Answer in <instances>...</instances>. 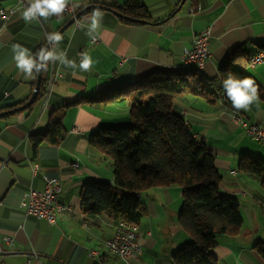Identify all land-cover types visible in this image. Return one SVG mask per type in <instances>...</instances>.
<instances>
[{"label": "crops", "instance_id": "crops-1", "mask_svg": "<svg viewBox=\"0 0 264 264\" xmlns=\"http://www.w3.org/2000/svg\"><path fill=\"white\" fill-rule=\"evenodd\" d=\"M115 1L121 6L127 0ZM110 2L70 0L68 5L79 15L78 25L74 22L61 33L64 38L59 49L77 63L79 54L88 52L95 62L92 70L74 76L71 69L49 63L41 74L43 96L23 111L0 117V264H125L104 246L114 236L116 223L105 215L81 211L79 193L85 183L113 182L111 162L92 148L89 140L102 128L134 123L129 115L134 86L147 76L195 69L184 64L183 55L200 32L210 29L211 35L209 57L203 69L196 70L197 76L217 78L219 68L236 58L232 69L255 80L264 95V63L249 67V60L264 52V0H186L182 5L181 0H141L151 19L140 25L120 21L106 9ZM87 6L98 7L82 11ZM20 7V0L0 6L6 12L16 8L4 26L0 21V109L25 104L36 83V79L26 80L18 73L12 45L21 44L32 52L46 47L47 34L58 32L73 19L64 12L29 24L21 18ZM94 10H100L103 19L94 35L98 42L91 43L81 25L90 21ZM117 94L122 96L99 101ZM176 100L187 108L177 104L179 113L174 112L183 116L195 140L212 153L215 168L228 171L225 181L219 174L223 195L234 197L239 204L241 227L236 234L217 240L211 251L216 264H264L256 249L258 243H264V189L256 177L238 171L243 157L264 161V142H256L262 145L259 147L248 146L246 131L230 119V111L235 110L246 123L264 128V97L247 111L234 109L228 98L209 103L184 94ZM75 101L81 102L66 106ZM61 114L59 141L41 144L34 154L30 136L44 132ZM216 125L224 129L225 140L229 139L236 153L231 147L224 151L211 145L208 132ZM235 156L239 157L236 171L231 169ZM35 164L38 170L32 174ZM44 175L57 178V202L66 208L55 224L25 216L21 208L27 190H44ZM181 196L178 186L154 187L140 194L145 214L136 225L140 254L132 264H173L172 255L178 249L172 238L183 231L177 221Z\"/></svg>", "mask_w": 264, "mask_h": 264}, {"label": "trees", "instance_id": "trees-1", "mask_svg": "<svg viewBox=\"0 0 264 264\" xmlns=\"http://www.w3.org/2000/svg\"><path fill=\"white\" fill-rule=\"evenodd\" d=\"M14 1L0 0V6ZM105 7L124 16L120 21L125 24L140 25L151 19L150 11L141 0H127L121 6L111 0ZM232 61L222 65L214 79L197 76L195 68L187 72L153 73L134 86L129 107L134 123L127 127L102 128L89 140L91 147L111 162L113 182H88L81 187L79 199L83 214L105 215L115 223L139 225L145 214L140 194L154 187L178 186L183 202L177 221L192 242L178 249L172 255V262L216 264L211 251L217 240L236 234L241 227L239 204L234 197L219 193L221 177L215 168L214 156L188 131L184 119L174 112L173 102L184 94L209 103L227 99L223 80L229 74L247 77L244 72L232 69ZM41 89L42 81L36 99L43 96ZM121 96L106 95L99 101L108 102ZM259 97H264L260 90ZM17 106L3 107L0 113ZM62 116L51 120L44 132L30 136L34 154L41 144L59 141L63 134ZM238 171L256 177L264 189V161L243 157ZM256 249L264 257V243H258Z\"/></svg>", "mask_w": 264, "mask_h": 264}, {"label": "clouds", "instance_id": "clouds-1", "mask_svg": "<svg viewBox=\"0 0 264 264\" xmlns=\"http://www.w3.org/2000/svg\"><path fill=\"white\" fill-rule=\"evenodd\" d=\"M70 0H20L21 18L31 24L41 20L47 21L52 17H60L68 7ZM103 16L100 10H94L90 21L81 25L86 29L85 34L93 38L101 27ZM60 32L47 34V47H41L33 53L29 48L21 44H13L11 47L12 59L15 62L18 73L24 79H36V76L46 69L49 63H58L65 69H71L75 76L77 73H88L92 70L94 60L88 52L79 54V62L68 57L67 53L59 49L63 40ZM223 91L237 111L249 110L250 106L259 100V85L250 77L238 78L229 74L223 80Z\"/></svg>", "mask_w": 264, "mask_h": 264}, {"label": "built area", "instance_id": "built-area-1", "mask_svg": "<svg viewBox=\"0 0 264 264\" xmlns=\"http://www.w3.org/2000/svg\"><path fill=\"white\" fill-rule=\"evenodd\" d=\"M15 12L16 8H12L7 12L0 10V21L2 26L6 24ZM65 13L70 15L73 19L75 18V13L70 6L66 9ZM74 22L77 26V21L74 20ZM210 35V29H206L194 37L192 47L183 55V62L186 66H199L203 69L209 57ZM98 40L97 37H94L91 39V43H96ZM261 63H264V54H259L253 60H249L250 67H254ZM49 90L50 84L48 83L46 94H49ZM7 96L8 94H6L5 97ZM230 119L243 128L249 138L254 142H264V128L257 124L246 123L235 110L231 111ZM73 167H76V165H73ZM37 170L38 166L36 164L33 165L32 174H35ZM42 178L45 183L44 190H27L24 194L21 208L25 216H32L36 219L45 220L49 224H55L58 214L66 209L57 202L60 192L59 182L57 178H51L45 175L42 176ZM4 240L6 242L9 241L8 238H4ZM104 246L107 250L119 257L125 264H132V261L140 254L137 226L124 221L117 222L114 236L106 240ZM91 255H95V253H91ZM25 264H28V262Z\"/></svg>", "mask_w": 264, "mask_h": 264}, {"label": "rangeland", "instance_id": "rangeland-1", "mask_svg": "<svg viewBox=\"0 0 264 264\" xmlns=\"http://www.w3.org/2000/svg\"><path fill=\"white\" fill-rule=\"evenodd\" d=\"M188 98L192 99L191 97H188ZM195 100H198V102H200L204 106H207L203 101H200V99H195ZM177 104L182 105V108H185L186 107L183 103L177 102V100H175L174 101V108L173 109L177 113H179V106ZM215 120H217V119L215 118ZM212 128H213V130H209V132H208V136L213 141L212 142L213 144H211V145H213L214 147H217L219 149H222L224 151H225V149H228V147H231L230 148V151H234L236 153V150L233 149V146H230L228 144L229 139L225 140V137L226 136H225L224 129L222 127H220L219 125H216L215 128L214 127H212ZM191 132H193V131H191ZM199 140H201V139H199ZM251 140L252 139H247V145L248 146H250V147H256V146L259 147V146H262L261 144L256 143L253 140L252 141ZM238 158H239L238 156H235L234 158L231 159V161H232V167H231V169L234 170V171H236V164L235 163H236V161H237ZM255 159H258V158L256 157ZM216 170L219 172L220 175H222L223 181H225V176H228V171H225V169H222V168H216ZM219 191H220L219 193L221 195L224 194L222 188H220ZM180 202H181V204H180V207H181L182 206V202H183L182 196H181ZM184 238H187V242H185ZM172 239L175 241V243L177 245L176 250L182 248L185 244H188V243H191L192 242V239L190 238V236L188 237V235H186V233L184 231H182L181 235L178 234L177 236L173 237Z\"/></svg>", "mask_w": 264, "mask_h": 264}, {"label": "water", "instance_id": "water-1", "mask_svg": "<svg viewBox=\"0 0 264 264\" xmlns=\"http://www.w3.org/2000/svg\"><path fill=\"white\" fill-rule=\"evenodd\" d=\"M185 1L186 0H181V3L180 4L182 5ZM97 7L98 6H87L82 11H86L88 9L97 8ZM104 9H105V7H104ZM106 9L109 10V11H111L113 14H115L119 18H125L124 16H122L119 13H117L116 11H113V10L108 9V8H106ZM78 17H79V15H76L74 19L69 20L58 32L62 33L66 28H68L69 26H71L74 23V20H77ZM41 74H42V72L39 73L36 76L35 88H34V90L32 92L31 97L29 98V100L25 104H23L22 106H20L18 108H14L12 110H8V111H5V112L0 113V117L1 116H5V115H9V114H13V113H16V112H19V111H23L24 109L30 107L33 104V102L35 101L36 95H37V93L39 91V86H40V81H41Z\"/></svg>", "mask_w": 264, "mask_h": 264}, {"label": "bare ground", "instance_id": "bare-ground-1", "mask_svg": "<svg viewBox=\"0 0 264 264\" xmlns=\"http://www.w3.org/2000/svg\"><path fill=\"white\" fill-rule=\"evenodd\" d=\"M260 54H264V52H261ZM257 55H259V54H257ZM256 55V56H257ZM256 56H253L250 60H253ZM198 70H201L202 69V67H199V66H195ZM250 67V66H249ZM231 112V111H230ZM248 124H250V123H248Z\"/></svg>", "mask_w": 264, "mask_h": 264}]
</instances>
